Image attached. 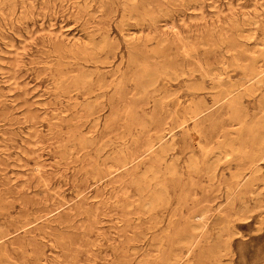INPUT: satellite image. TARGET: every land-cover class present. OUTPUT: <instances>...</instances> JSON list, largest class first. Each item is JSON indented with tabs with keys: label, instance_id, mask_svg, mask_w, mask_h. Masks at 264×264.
<instances>
[{
	"label": "rangeland",
	"instance_id": "1",
	"mask_svg": "<svg viewBox=\"0 0 264 264\" xmlns=\"http://www.w3.org/2000/svg\"><path fill=\"white\" fill-rule=\"evenodd\" d=\"M93 1L0 0V232L8 233L0 243V264H162L170 255L164 231L174 205L162 210L165 222L157 226L155 220L162 213H148L133 185V178L152 165L154 152H147V144L165 135L163 143H173L176 153L187 158L195 143L205 142L197 127L220 121L227 109L216 101L218 82L206 78L199 94L212 108L198 126L189 122L183 128L181 109L191 101L189 87L201 80L206 67L220 71L225 80H239L243 63L227 45L215 46L212 40L220 34L237 35L230 32L236 22L246 23L245 34L255 28L251 22L256 19L264 25V0H148L139 7L140 14L128 13L126 0ZM144 8L154 11L156 23L143 14ZM263 31L262 26L257 31L259 41ZM202 39L207 47L198 43ZM190 41H197L193 55ZM253 42L243 40L247 48H253ZM144 64L159 73V84L147 104L136 93V78ZM193 69L197 72L191 75ZM82 75L88 77L84 87L74 83ZM256 101L257 96L251 103L246 100L251 112ZM222 139L221 134L212 145ZM198 147L194 146L196 152L201 151ZM124 155L132 162L118 169V159ZM199 183V192L209 185L205 178ZM211 197L213 208L224 201L223 192L215 188ZM225 207H221L224 214L229 210ZM209 215L208 230L213 231L218 212L210 209ZM254 216L236 224L239 234L223 264H264V227L259 230L261 217ZM189 263L201 264L194 253L181 261Z\"/></svg>",
	"mask_w": 264,
	"mask_h": 264
},
{
	"label": "bare ground",
	"instance_id": "2",
	"mask_svg": "<svg viewBox=\"0 0 264 264\" xmlns=\"http://www.w3.org/2000/svg\"><path fill=\"white\" fill-rule=\"evenodd\" d=\"M126 1L128 2V6L126 9V11L128 13L140 14L139 13L140 12L139 7L141 5H143L144 3H146L148 0H126ZM69 2H70V0H69ZM76 2H77V0H76ZM100 2L102 3L104 1L100 0ZM175 2H177V1H175ZM93 3H94V1H93ZM171 3H172V1H171ZM78 4H79V2H78ZM78 4H77V6H78ZM124 4L125 3H123V5ZM167 4H169V3H167ZM54 5H55V3H54ZM87 7H89V5L87 6V4H86V8ZM91 7H93V6H90V8ZM20 10H21V8H20ZM87 10H88V8H87ZM143 11H146L145 8ZM42 13H43V11H42ZM96 13H98V12H96ZM123 13H125V11ZM145 13L143 12L144 15H146L147 17H149L150 19L155 21V22L153 21V23H156L155 19L157 17L155 16L154 11H146ZM161 13H162V11H161ZM54 14H55V12H54ZM131 14H130V16L132 17ZM247 14H249V13H247ZM73 15H75V14H73ZM42 16H43V14H42ZM52 16H53V14H52ZM125 16H126V14H125ZM162 16H163V14H162ZM120 18H121L120 20H122V17H120ZM136 19H138V18H136ZM142 19H143V17H142ZM126 20H127V18H126ZM131 20H132V18H131ZM147 20H148V18H147ZM129 21H130V19H129ZM143 21H144V19H143ZM250 21H251V19H250ZM135 22H137V21L135 20ZM3 23H5V22H3ZM150 23H152V22H150ZM247 23H249V22H247ZM145 24L149 25L146 22H145ZM245 25H246V23H241V22L237 23L236 22V24L230 26L231 27L230 32H231V30H235L237 32V35H235V34H230V35L220 34L219 36L216 35L217 37H215L212 40V42H213V44H215V46L220 47L222 45H227V48L229 50L235 52V55L238 57V59H240L243 62L240 66L241 69L239 70V71L242 70V75H239L240 76L239 80H236V81L229 80V79L225 80L222 77V75L220 74V71H219V73H217L215 71L217 69L211 70V69H206L207 68L206 67L204 70H202L201 76H200L201 80L200 81H198V80L194 81L189 87V90H190L189 96H191V98H190L191 101L188 105L184 106L183 109H181V111L183 110L182 113H184V114H183V118H182L183 120H181L182 122L180 125L184 128V125L188 124L189 122H194V124H197L196 126H198V122H200L201 119L206 117L210 108H212L211 106H208L206 104L207 102L202 99L203 96L200 97V94H199V91H202L203 89H205L206 78H209L207 80H211L213 82L214 81L218 82V87H220V90L218 92V96H216L217 97L216 101L221 104V109H222V107H225L227 109L226 117H224V118L222 117V119L218 122L212 120L213 122L208 127H206L205 125H201V126L197 127L196 133L198 134L199 139L201 137V138H203V140L205 142L203 144L194 142L195 143L194 146L197 144L201 148V151L196 152V149L193 146V148L191 149L189 156L187 158L176 153V151H175L176 148L174 145H172L173 143L172 144L171 143L169 144V142L163 143L165 135L160 136L158 139L156 137V139H157L156 141H153V140L149 141V143L147 144L146 150L148 153L154 152V158L152 161V165L150 166V168L148 169L147 172L143 171V174L141 173V175L133 178V185L137 188V190H138L139 194L141 195L144 203L148 207V209H149L148 213H149V211L154 212V213H157V212L162 213V216H160L158 218V220H155L157 222V224H156L157 226H162L165 222V211H162V210L167 209L169 206L174 205L173 210L172 211L170 210L171 211L170 218H169V221L167 223V227L164 231L166 233L165 238L170 243V255L165 259V261L162 264H181V261L186 256L193 254V253L195 254V260L201 264H223L222 258L224 256H228L232 253L231 243H232L233 237L239 234V232L237 231V227H236V224L238 222H241L244 224L246 222L251 221L255 214H258L261 217V220L259 222V230H262L264 227V171H263L264 170V165H263L264 164V37L261 41H259L258 40V33H257L258 29L261 26H262V29L264 30V25L258 19L252 21L251 25H254L255 28L251 29V31H249L248 34H245V32L247 31L245 29ZM121 26H123V24H121ZM171 27L173 28V24ZM83 28H84V26H83ZM167 29H168V25H167ZM211 32L212 31H210V33ZM182 33H183V31H182ZM263 34H264V31H263ZM179 36L181 37V35H179ZM212 36H213V34H212ZM102 39L106 40V38H104V37ZM162 39L164 40V38H162ZM182 39H183V37H182ZM244 39H249L250 41L254 40L255 46L253 48H247L245 46V44L243 43ZM167 40H169V39L167 38ZM177 41H178V39H177ZM179 41H181V40H179ZM183 41H184V39H183ZM122 42H124V41H122ZM169 42L170 41H168V43ZM190 42H189V55H193L197 41L196 42L192 41L191 43ZM104 43L105 42H103V45L105 46L107 43L106 44H104ZM198 43L200 45H202V47L203 46L207 47V45H208V43L206 41H204L203 39ZM161 44L164 45L165 43L161 42ZM170 44H171V42H170ZM104 46L102 47V49L104 48ZM119 47H120V45H119ZM124 47H125V45H124ZM98 48H100V47H98ZM212 48H214V47H212ZM94 49H95V46H94ZM155 51H156V49H155ZM93 54H95V53H93ZM85 56L87 57V55H85ZM215 56H217V55H215ZM91 59H93V58H91ZM218 59H220V58H218ZM233 61H235V60H233ZM103 62H105V61H103ZM107 62H105L106 65H108ZM97 64H99V63H97ZM90 66H91V64H90ZM144 66H145V64H144ZM198 66L200 67L201 65H198ZM71 67H72V65H71ZM60 69H62V68H60ZM141 69L142 70L140 71L139 75H137V78H136V89H137L136 93L139 96V98L143 99V102L147 104L150 101V99L153 98L152 93H155L154 89L156 90L155 87L159 81V76H158L159 73H158V75H156L153 71H150L149 69H147L146 66L144 68H141ZM223 69H224V67H223ZM230 70L232 71V69H230ZM114 72H115V70H114ZM195 72H197V69H193L191 71V75L196 74ZM87 75H90V72ZM199 75H200V73H199ZM53 76H55V75H53ZM160 76L163 77V75H161V74H160ZM90 77H92V76H90ZM168 77L170 79H173L175 76H171L170 74H168ZM183 77H185V76H183ZM228 77H230V76L228 75ZM179 78H181V77H179ZM185 78H188V77L186 76ZM90 80L92 81V79H90ZM163 80L165 81V78ZM176 80L178 82L179 79L176 78ZM61 81L62 80H60V82L58 81L59 84L61 83ZM161 82H162V80H161ZM74 83L78 86L84 87L88 83V77L86 75H82L77 80H75ZM54 84H56V82ZM62 84H64V81ZM211 84H213V83H211ZM178 86H180V85H178ZM70 87H71V85H70ZM112 87H113V85H112ZM54 88H56V87H54ZM57 88H59V87H57ZM60 88L64 89V90H61L62 92L63 91L65 92V88H62V87H60ZM165 88H167V87H165ZM74 90H75V88H74ZM98 90H100V89H98ZM58 91H59V89H58ZM77 91H79V90H77ZM160 91H161V88H160ZM215 92H217V91L215 90ZM77 93H80V92H77ZM64 94L66 95V93H64ZM158 95H160V94H158ZM101 96L102 97H99L100 99L103 98V95H101ZM256 96H257V101L254 105V108H256V110L254 112H251L250 108L246 104V100L249 103H251V101ZM59 97H61V95ZM160 98H162V97H160ZM160 98H157V99H160ZM211 98H212V96H211ZM68 99H70V98H68ZM96 99H98V98H96ZM164 99H166V98L164 97ZM213 100H215V97ZM156 101H158V100H156ZM161 102H163V101H161ZM171 102L173 103V100ZM175 102H177V101H175ZM178 102H179V100H178ZM163 103H161V104H163ZM106 104H107V102H106ZM87 105L89 106V104H87ZM170 105H171V103H170ZM174 107H176V106H174ZM176 108H178V106ZM90 109L91 108H89V110ZM174 110H176V109H174ZM171 111H172V109H171ZM179 112H180V110H179ZM88 113H89V111H88ZM179 117H181V115ZM172 119H173V117H172ZM174 121L176 123V120H174ZM207 121H208V119H207ZM170 124L172 125V124H174V122L173 123L170 122ZM174 125L178 126V124H174ZM173 128L171 127L170 129H173ZM173 130H175V129H173ZM186 130H188V129H185L184 131H186ZM187 132H186V134H187ZM221 134H222L223 139L220 140V142L216 143V145L213 146L212 143L214 142V139L219 138V136ZM170 136H172V135H169V138H171ZM180 136H181V134H180ZM195 136L196 135H194V138H196ZM173 137H174V135H173ZM173 137H172L171 141L175 140ZM187 138H189V137H187ZM196 139H198V137ZM193 140L195 141V139H193ZM68 142H70V141H68ZM199 142H201V141H199ZM90 143H92V142H90ZM73 147H74V145H73ZM104 148H106V147H104ZM125 151H126V149H125ZM115 154H117V153L115 152ZM147 159H148V157H147ZM131 162H132V160L130 158H128L127 156H125V155L121 156L118 159V169L127 168L131 164ZM221 165L223 167H221ZM225 170H229V172L226 173ZM184 176H186V178H187L185 180V182L183 181ZM202 178H205L209 182L208 183L209 185L202 187V190H201L202 192H199L198 191V187H200L199 182L202 181ZM198 179H199V182L197 181ZM254 186H257L256 191L253 190ZM214 188H215V190L222 191L223 195H224V201L221 202L216 208H213V206L210 204V203L214 202V199L211 197V194L213 193ZM128 196H129V194H128ZM224 205H227L228 208L227 207H225V208L229 209L225 214H224V211L221 209V207ZM127 207H129V204L126 205L125 208H127ZM198 207L200 209L196 210V209H198ZM210 209H214L215 212L217 211L218 216H219V217L216 216L217 218H219V221H218V223H216L214 229H212L213 231L208 230V220L210 219V216H211V215H209ZM189 210H191L192 213L188 212ZM146 216H148V215H146ZM185 216H187V217H185ZM184 218H186L187 220L183 221ZM7 236H8V233L0 232V243L2 241H4V239ZM243 237H244V235H243ZM162 240L164 241V239H162ZM160 247L161 246H159V248ZM3 264H8V263L4 262ZM189 264H191V263H189Z\"/></svg>",
	"mask_w": 264,
	"mask_h": 264
}]
</instances>
